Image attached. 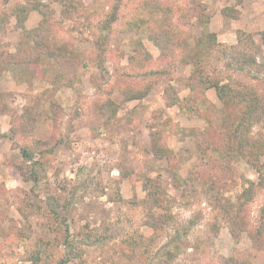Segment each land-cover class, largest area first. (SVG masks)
<instances>
[{"label": "rangeland", "instance_id": "1", "mask_svg": "<svg viewBox=\"0 0 264 264\" xmlns=\"http://www.w3.org/2000/svg\"><path fill=\"white\" fill-rule=\"evenodd\" d=\"M0 264H264V0H0Z\"/></svg>", "mask_w": 264, "mask_h": 264}, {"label": "trees", "instance_id": "2", "mask_svg": "<svg viewBox=\"0 0 264 264\" xmlns=\"http://www.w3.org/2000/svg\"><path fill=\"white\" fill-rule=\"evenodd\" d=\"M255 43V42H254ZM258 46V49L261 51V49H262V47L261 46H259V45H257ZM252 61L253 62H256V58L255 57H253L252 58ZM200 72V71H199ZM201 73V72H200ZM202 77V76H201ZM203 78V77H202ZM213 78H210V80L208 81V83H209V86L208 87H215L216 88V90H217V92H218V94H219V96H220V98H224V95H223V92H225V87L227 86V85H221V83L219 82V81H217V80H212ZM247 113H248V115L251 113V111L250 110H247ZM22 155H23V157L24 158H26V159H28V160H33L34 159V154L31 152V151H29L28 149H26V148H24V149H22Z\"/></svg>", "mask_w": 264, "mask_h": 264}]
</instances>
